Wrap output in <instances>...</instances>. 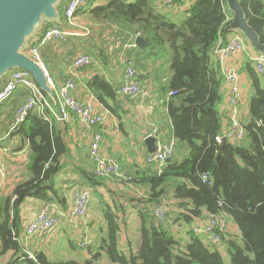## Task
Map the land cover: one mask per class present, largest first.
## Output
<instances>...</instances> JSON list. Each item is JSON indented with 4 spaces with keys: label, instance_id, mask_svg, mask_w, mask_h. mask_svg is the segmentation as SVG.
I'll list each match as a JSON object with an SVG mask.
<instances>
[{
    "label": "trees",
    "instance_id": "16d2710c",
    "mask_svg": "<svg viewBox=\"0 0 264 264\" xmlns=\"http://www.w3.org/2000/svg\"><path fill=\"white\" fill-rule=\"evenodd\" d=\"M240 1L251 26L264 42V0ZM68 2L60 3L58 20H44L38 28L41 35L51 27L67 25ZM181 2L164 5L160 0H89L77 9L76 17L88 24L90 34L66 39L72 43L71 39L77 38L67 54L70 63L82 53L94 59L107 58L109 37L121 38L120 50L127 42L133 44L123 49L124 70L125 62L132 58L140 80L145 78L141 71L150 75V90L157 89L159 99L166 105L171 120L166 140L174 141L175 155L161 170L146 158L143 163L128 164L119 157L121 173L125 172V181L131 184L127 190L126 184L118 191L108 189L113 184L111 177L119 182L120 176H98L88 146L75 142L72 147L68 125L54 117L46 121L35 110L12 132L16 111L25 101L14 99L0 108V137L7 133L20 135L22 144L29 149L28 162L23 163V179L11 192L0 195V259L9 255L7 264H102L104 255L110 260L107 264H264V73L257 72L250 54L245 53L239 72L248 77L252 92L248 114L242 121L245 137L236 144L219 143L216 137L223 131L226 115L221 106L226 92L215 49L228 41L231 32L225 27L233 18L229 16L227 0H194L186 7L183 18L174 19L175 8ZM102 33L107 34V45L101 47L96 43ZM137 35L149 44L144 48L136 46ZM43 47L39 49L41 59L49 71ZM11 72L0 78V91ZM49 74L60 84L54 73ZM86 85L113 116L123 119L125 97L119 92L120 85L102 73ZM25 93L26 100L29 91L25 89ZM61 175L75 176L73 180L90 188L92 197L100 200L103 221L98 226H94V221L90 223L95 233L93 249L80 248L89 256L83 260L52 259L40 248L33 253L20 239L26 198L67 206L62 190L65 184L59 181ZM102 188L109 192L112 201L104 199ZM119 198H123V203ZM128 206L139 208L140 244L135 247L127 236V254L119 244L123 227L130 223L118 213L127 217ZM159 208L167 209L164 220L156 214ZM222 214L228 217L229 224L221 232V247L206 242L191 224ZM175 224L190 227L185 230L187 242L177 237ZM231 224L238 227L237 233ZM72 247L78 248L73 243Z\"/></svg>",
    "mask_w": 264,
    "mask_h": 264
},
{
    "label": "built area",
    "instance_id": "2783aa9c",
    "mask_svg": "<svg viewBox=\"0 0 264 264\" xmlns=\"http://www.w3.org/2000/svg\"><path fill=\"white\" fill-rule=\"evenodd\" d=\"M89 0H69L66 7L67 25L65 27L54 26L49 28L36 41L32 42L29 47L31 56L40 63L45 69L50 86L52 87L55 98L51 99L46 95L32 74L25 69H15L10 73V77L0 91V107L13 99L15 92L20 88H25L29 94L25 102L17 109L15 122L12 125V132L17 131L18 127L26 120L28 115L35 110L43 116L46 121H51L53 117L62 125H70L73 127L74 120H77L82 128L89 132L88 146L90 157L95 163V173L101 177L121 174L120 162L112 156H108L103 151L104 136L100 130L91 131L93 128L104 127L112 115L107 111H98L92 102L83 101L75 95L78 89L77 82L74 78L69 77L62 84H57L49 74L48 69L44 65L40 47L53 41L64 40L70 36H85L90 34L91 30L88 24L76 17V11L80 6L85 5ZM106 2L109 0H101ZM162 4L169 5L176 3L178 0H160ZM133 45V44H132ZM130 45V46H132ZM127 45L126 47H128ZM129 48V47H128ZM245 53L250 54L257 72L264 73V53H259L253 49L251 45H247L244 35L238 31L231 32L228 41L224 45H219L215 49V54L220 63L221 73L224 75V90L226 92L227 115L224 118L222 132L217 135L216 140L223 143H239L245 137L243 119L245 110L243 108L245 98V74L239 72L237 60ZM69 61V59L67 58ZM94 58L89 54H79L72 61V67L82 68L91 65ZM124 80L120 87V94L128 98L130 101H137L145 96L139 71L135 66V61L131 58L125 62ZM171 93L170 95H172ZM69 126V127H70ZM71 131L74 128L70 129ZM151 135L156 136L157 145L154 152L148 153L146 159L149 163H155L158 170L172 156L175 155L174 141H167L157 130H153ZM10 136L3 137L0 142L6 143ZM4 151H10V147H4ZM29 152L28 145L20 151L13 152L15 158H21V162L25 160ZM12 153V152H11ZM18 154V155H17ZM24 158V159H23ZM8 176L7 169L0 164V183L6 180ZM207 178L208 176H204ZM67 209H64L58 202H44L35 215L25 225L20 234V239L29 244L32 240H40L43 235H47L60 227L62 219H66L70 225L76 223H85L88 217V206L92 201V194L83 186H76L74 192L68 198ZM167 209H157L156 214L160 219L164 220ZM229 219L225 214L210 215L205 220H200L193 225V229L197 234H201L206 242L213 245L221 246V232L227 230ZM84 240L82 238L83 247L89 246V234L84 229ZM222 247V246H221ZM29 256L34 258V254L29 252Z\"/></svg>",
    "mask_w": 264,
    "mask_h": 264
},
{
    "label": "crops",
    "instance_id": "0c3cea01",
    "mask_svg": "<svg viewBox=\"0 0 264 264\" xmlns=\"http://www.w3.org/2000/svg\"><path fill=\"white\" fill-rule=\"evenodd\" d=\"M134 1V0H131ZM193 0H182L180 4H178L175 8V11L181 10L182 5L184 6L185 10L186 7L192 2ZM184 10V11H185ZM229 16H232V13L229 11ZM179 19V18H178ZM235 32V31H233ZM239 32V31H238ZM241 33V32H239ZM42 31L41 28L37 30V32L30 37L28 40L27 45L25 46V51L31 56L29 53V47L32 44V42L36 41L39 39L41 36ZM242 34V33H241ZM243 35V34H242ZM245 36V35H244ZM76 37V36H74ZM71 38V36L69 37ZM107 38L106 33H102L100 37H97V45H102L105 44ZM246 38V36H245ZM68 39V37L66 38ZM64 39L61 41H53L49 44L44 45L42 51L44 54V58L47 61V66L49 68V72L55 74V79L62 84L65 82V80L68 77L74 78V80L77 82L78 89L75 92V95L80 98L83 101L87 102H92L96 109L98 111H107L110 113L108 109H106L99 101L96 99L94 94L89 90L87 87V82L92 79L97 73H102L105 74L107 79L112 82L113 84L120 85L123 83L124 80V73L125 70L123 68V50L124 48H127L126 46L129 45L128 47L130 48V43L127 42L124 44V48L120 50V47L123 45L122 40L120 37H109V47L106 49L108 57L105 59H94L93 65L91 67L82 69V68H76L72 67L71 63L67 60V54L70 53L71 50H73V42H76L77 38H73L72 43L71 41H68ZM247 40V45H251L250 42ZM108 42V41H107ZM94 45V44H93ZM107 45V44H105ZM252 46V45H251ZM104 47V46H103ZM254 49V48H253ZM255 50V49H254ZM66 56V59H65ZM64 57V60H63ZM244 57L242 56L237 60L238 65L240 66L241 62L243 61ZM103 60V61H102ZM9 73V72H8ZM149 73V72H148ZM141 75H144L145 78H143V81L141 80L142 88L144 91L145 96L137 101H130L128 99L124 98L123 102V111L125 113L124 117L122 120H120L118 117L112 115L110 119L108 120V123L101 128V132L104 136V144H103V151L106 155L110 156L109 151H111V154L113 157L117 156L122 157L123 159H127L128 164H133L129 163L134 162V160L129 159L131 158V154L136 151V162L143 163L147 153L144 151V149L147 150V145L145 142V139L153 133V130H157L165 139L168 138L170 134L169 130V124L171 122L168 113H167V108L166 105L164 104L163 100L159 99V94H157V89L150 90L151 88V83L153 82V78L148 75L147 73L141 71ZM246 76V75H245ZM167 80V79H165ZM246 81V86H245V98H244V103H243V108L246 111L245 116L248 114V104L250 101L251 97V92H250V87H249V80L248 77L246 76L245 78ZM152 89V88H151ZM27 90V89H26ZM25 88H20L18 89L12 100L9 102L5 103L2 105L0 108L6 107L8 104L12 103V101L15 100H20V101H25ZM108 102L110 104H114L113 100L108 99ZM221 110L225 111V115H227V104H226V98L225 102L221 106ZM12 125V123H11ZM70 126V125H69ZM71 127V126H70ZM74 128L73 131L69 130L68 133L70 134V141L72 142V147H74L73 143L75 142H81V143H88V137H89V132L85 129L82 128L77 120H74V125L71 127V129ZM99 130L98 128H93L91 131ZM11 133L5 134L6 136H11ZM0 137L2 139L3 137ZM111 139V142L109 140ZM22 138L20 135H14L10 138H8L7 142L1 144L0 146V164L4 165L7 169L8 176L6 180L2 181L0 183V192H6L8 190L9 183L13 182V179L16 180L14 177L15 172L17 171L19 167H23V163L26 162V159L21 162V158H15V154L13 153L14 149H17V152L22 150L23 147L26 145L22 144ZM130 142L132 146H135V148H131L128 145L129 151L127 149H124L120 144L123 142ZM88 145V144H87ZM10 147V151H2L4 147ZM108 147L106 149L105 147ZM12 152V153H11ZM5 154H10L12 156L11 162H8L5 158ZM18 155V154H17ZM24 159V158H23ZM125 161V160H123ZM15 170V172H13ZM129 171V169L127 170ZM21 171L18 170L16 172L17 174L20 173ZM122 178H120V177ZM119 179L123 183L119 182L118 183H113L110 185L109 188H112L116 191L120 189L121 187L124 188V184H126L125 189L128 187H131V184L126 183V176L125 172L123 171L121 175H119ZM13 177V178H11ZM66 179H64V178ZM8 178L10 180H8ZM72 178V179H71ZM68 178L66 175H61L59 181L61 184L64 182L65 185H62V190H64V194L66 197L68 196V190L67 186L69 184H73L72 188H75L76 186L79 185V183L75 180V176ZM66 182V183H65ZM123 185V186H122ZM81 186V185H80ZM127 190V189H126ZM102 191L104 193V199L106 200V197H108V193L105 188H102ZM138 192V190H136ZM70 192V191H69ZM68 198V197H67ZM93 198V197H92ZM112 199V198H111ZM123 198H119L120 202L123 203ZM68 200V199H67ZM94 200V201H93ZM93 202H97L100 204L99 199H95V197L92 199ZM91 201V202H92ZM112 201V200H110ZM44 201H41L37 198L34 197H28L23 203V211H22V217H23V229L25 225L28 223V221L35 215V213L38 211V209L42 206ZM68 203V201H67ZM60 204V203H59ZM92 205V203H90ZM64 209H67L69 205L63 206L60 204ZM139 208L137 207H131L128 206L127 208V217H124L121 213H118L120 218L126 219L129 223L130 222H138L139 223V217L137 216V211ZM93 212V211H92ZM88 217L91 219H95L94 222L101 223L103 221V213L99 209H96L95 214H92L91 211H88ZM67 223L70 225V223L66 219H62L60 226L62 225V222ZM200 220H194L193 223L191 224L192 226L198 223ZM82 225V222L78 223ZM77 225V223H76ZM178 224H175L174 226L176 227L177 232H182L184 233V243L187 242V233L185 230L187 228H190L189 226L186 225H181L180 229L177 227ZM83 226V225H82ZM95 226V225H94ZM60 228V227H59ZM231 228L234 232H238V227L236 225L231 224ZM22 229V230H23ZM88 231V227L86 228ZM83 238V237H82ZM42 243L40 240H32L29 244H27L28 249L33 248L34 246H39ZM91 245V244H90ZM9 255L4 256L2 259H0V264H7L9 261ZM225 260L227 263H229L230 259L226 255Z\"/></svg>",
    "mask_w": 264,
    "mask_h": 264
},
{
    "label": "water",
    "instance_id": "95a60500",
    "mask_svg": "<svg viewBox=\"0 0 264 264\" xmlns=\"http://www.w3.org/2000/svg\"><path fill=\"white\" fill-rule=\"evenodd\" d=\"M62 0H0V77L15 69L28 70L41 90L54 100L55 93L49 84L45 69L25 51L28 40L36 32L43 20H58V7ZM232 21L226 31H239L246 36L255 51L264 53V42L251 26L240 0H227ZM149 44L144 37L137 35L135 45L141 48ZM147 151L154 152L157 138L150 135L145 139ZM224 140L223 145L227 146ZM93 246L89 245L88 250Z\"/></svg>",
    "mask_w": 264,
    "mask_h": 264
},
{
    "label": "rangeland",
    "instance_id": "374dc122",
    "mask_svg": "<svg viewBox=\"0 0 264 264\" xmlns=\"http://www.w3.org/2000/svg\"><path fill=\"white\" fill-rule=\"evenodd\" d=\"M184 10H185V8L182 5L181 10H179L178 12L177 11L174 12L173 18L174 19L183 18ZM43 23H44V18L37 25L36 32H37L38 28L40 26H42ZM4 75H5V73L1 77H3ZM250 92H251V89H250ZM12 136L13 135H11L10 137H12ZM109 142H111V139L109 140ZM120 145L124 149H127V151H129L128 145L130 146V149L131 148H133V149L135 148V146H132L130 144V142H126V141L124 143L122 142ZM105 148L109 150V148L107 146ZM13 151L16 152L17 149H14ZM111 151L112 150L109 151V154H110V156L113 157V155L111 154ZM5 158H6V160L8 162H11L12 156L10 154H5ZM115 158L118 160L117 156ZM25 159H26V163H27L28 162L27 157ZM129 159L134 160V162L130 161L129 163H135V161H136V151L133 152V154H131V158H129ZM123 160L127 161V159H123ZM23 169H24V167L16 169L17 170L16 172H18V170L21 171L18 174L15 172V170H13V172H15L14 177L16 178V180L13 179V182L9 183L8 190L6 191V193L7 192H11L13 190V188L23 179V173H22ZM11 178H13V177H11ZM64 179H66V178H64ZM8 180H10V179L8 178ZM117 180L118 179H114V177H111L110 183L112 182V183L116 184L118 182ZM72 186H73V184L71 183V184H69L66 187L67 190H68V196L67 197L71 196L72 193L74 192V188H72ZM86 189H88L89 192H91L90 188H86ZM110 189H112V188H110ZM107 193H108V197H106V200L107 201L112 200L108 191H107ZM1 194H2V191L0 192V195ZM93 201L91 202V203H93V205L90 204L88 206V209L90 207L91 208V213L95 214L96 209H99L100 205L97 202H93ZM96 205H97V207H96ZM88 211H90V209ZM93 221H95V219H91V218L87 217L85 219V223H83L84 224L83 226L81 224L68 225L67 223H64V221H63L62 225L60 226V228H58V229H56V230H54V231H52L50 233H47V235H43V237L40 239V242L42 241V243L39 246H34L31 250L34 253V250L37 249V248L44 249L46 251V253L52 259L76 258V259H79V260H83L85 257H89V256H87L86 252H84V251H82L80 249V248H83L82 237L86 236L84 234V232H85L84 229H86L87 228L86 225H88V228H89L88 229V234L90 235L89 236L90 238L88 239L89 243L90 242L91 243L94 242V238H93L94 234H95L94 233V229H93L94 226L90 225V223H93ZM99 224L100 223L97 224L95 222V226H98ZM138 224H139L138 222H130L128 227H123V230H122V242L120 241L119 248L121 250H124L127 254L129 252L127 241H126V237L127 236H129L133 240V244H134L135 247H138L139 244H140V233H139V229H138ZM177 227H178V229L181 228L179 225H177ZM183 235H184V233L177 232V237L180 240L184 241V236ZM83 240H84V238H83ZM72 243L74 245H77L78 248L73 249ZM109 262H110V260L108 259V257L106 255H104L103 258L100 260V263H102V264H107Z\"/></svg>",
    "mask_w": 264,
    "mask_h": 264
},
{
    "label": "clouds",
    "instance_id": "9594fccd",
    "mask_svg": "<svg viewBox=\"0 0 264 264\" xmlns=\"http://www.w3.org/2000/svg\"><path fill=\"white\" fill-rule=\"evenodd\" d=\"M136 39V38H135Z\"/></svg>",
    "mask_w": 264,
    "mask_h": 264
}]
</instances>
